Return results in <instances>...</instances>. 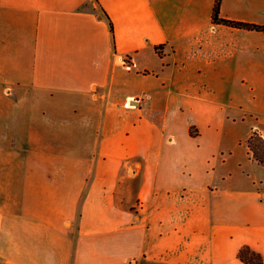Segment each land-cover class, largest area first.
<instances>
[{
    "label": "crops",
    "instance_id": "crops-1",
    "mask_svg": "<svg viewBox=\"0 0 264 264\" xmlns=\"http://www.w3.org/2000/svg\"><path fill=\"white\" fill-rule=\"evenodd\" d=\"M214 2L0 0V264H264V167L200 93L255 88L254 30Z\"/></svg>",
    "mask_w": 264,
    "mask_h": 264
},
{
    "label": "rangeland",
    "instance_id": "rangeland-1",
    "mask_svg": "<svg viewBox=\"0 0 264 264\" xmlns=\"http://www.w3.org/2000/svg\"><path fill=\"white\" fill-rule=\"evenodd\" d=\"M236 38H254L255 46L250 52L241 54L249 55L250 62L254 65L252 68L253 76L258 83L254 89L243 83L233 86H223L218 89H209L206 92L201 91L208 98L205 104L208 105V111H214V114L220 121V130L238 137V145L232 157L235 162L245 161L246 154L244 141L251 129H259L264 133V32L251 31L249 35L242 33ZM243 45L240 44V49ZM196 114V111L192 112ZM249 172L252 171L249 170ZM254 177L264 179V171H255Z\"/></svg>",
    "mask_w": 264,
    "mask_h": 264
},
{
    "label": "trees",
    "instance_id": "trees-1",
    "mask_svg": "<svg viewBox=\"0 0 264 264\" xmlns=\"http://www.w3.org/2000/svg\"><path fill=\"white\" fill-rule=\"evenodd\" d=\"M220 1L221 0H215L214 2L213 12H212V18L214 22L235 28L264 32V24L221 17L219 15ZM108 24L110 30L112 31L113 26L109 17H108ZM245 144L247 147V152L250 154V156L258 164L264 167V133L253 130L246 139ZM238 256L246 264H261L263 262L260 254L251 250L247 246L241 247L239 249Z\"/></svg>",
    "mask_w": 264,
    "mask_h": 264
},
{
    "label": "built area",
    "instance_id": "built-area-1",
    "mask_svg": "<svg viewBox=\"0 0 264 264\" xmlns=\"http://www.w3.org/2000/svg\"><path fill=\"white\" fill-rule=\"evenodd\" d=\"M121 62L126 66V67H130L132 65L131 60L128 57H120Z\"/></svg>",
    "mask_w": 264,
    "mask_h": 264
},
{
    "label": "water",
    "instance_id": "water-1",
    "mask_svg": "<svg viewBox=\"0 0 264 264\" xmlns=\"http://www.w3.org/2000/svg\"><path fill=\"white\" fill-rule=\"evenodd\" d=\"M132 103H135V102H132Z\"/></svg>",
    "mask_w": 264,
    "mask_h": 264
}]
</instances>
